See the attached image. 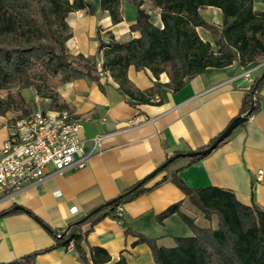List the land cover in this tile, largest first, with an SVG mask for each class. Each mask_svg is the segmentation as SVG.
I'll list each match as a JSON object with an SVG mask.
<instances>
[{"label": "crops", "instance_id": "obj_1", "mask_svg": "<svg viewBox=\"0 0 264 264\" xmlns=\"http://www.w3.org/2000/svg\"><path fill=\"white\" fill-rule=\"evenodd\" d=\"M89 4L88 8L67 15L70 37L65 44L69 54L97 56L98 32L104 33V39L111 34L118 41L136 36L129 28L136 14L133 3L121 7L122 19L115 24L108 11L99 7L98 0ZM253 7L264 11V0H253ZM157 10V18L152 22L161 26ZM199 13L213 25L221 22L218 8L204 6L199 8ZM207 13L212 14V20ZM200 30L204 35L201 38L211 41L209 33ZM242 70L243 66L236 63L210 69L188 78L178 91H171L164 87L169 81L167 68L158 76L157 81L162 85L158 103L135 101L111 77H100L103 90L97 82L86 78L56 82L50 87L53 96L41 97L49 101L45 110L67 109L82 123L79 136L84 150L91 149L93 137L102 136L101 152L93 155L82 169L54 175L13 198L0 199V212L9 211L0 215V264L50 246L54 242L53 231L63 230L68 222L116 197L174 152L196 150L219 135L238 114L243 94L250 86L248 79L240 75ZM259 72L252 75L255 77ZM126 77L135 91L151 88L155 80L148 69L136 70L133 66L127 68ZM19 91L36 90L29 86ZM259 96L261 105L247 121L205 157L178 172L188 187L224 188L241 203L255 204L264 211V79ZM139 115L151 120L129 127L127 121ZM12 122L10 112L2 110L0 145L8 137ZM164 174H156L146 185L155 184ZM177 202H183L180 207L183 210V192L174 183L164 181L121 204L122 218L132 230L156 238L159 246L171 247L173 237L192 235L177 214L167 216L162 222L156 219L166 207ZM16 204L22 209L11 211ZM135 241V236L125 234L121 221L108 215L87 233L85 248L103 247L113 262L122 257L127 264H153L149 247ZM31 264L83 262L73 249L57 247L37 254Z\"/></svg>", "mask_w": 264, "mask_h": 264}, {"label": "trees", "instance_id": "obj_2", "mask_svg": "<svg viewBox=\"0 0 264 264\" xmlns=\"http://www.w3.org/2000/svg\"><path fill=\"white\" fill-rule=\"evenodd\" d=\"M131 1L136 14L129 28L136 36L118 41L111 34L105 39L98 35L97 56L84 57L69 54L65 43L70 37L67 15L88 8V0H0V91L22 82L21 88L32 85L39 94L53 78H57V82L86 78L97 82L103 90L99 72H108L124 94L137 102L149 103L154 94L160 95L162 85L157 81L158 76L167 68L169 81L164 87L178 91L196 74L232 63L244 67L264 56V11H256L253 0H149L159 8L161 26L151 21L149 12L142 7L143 0ZM98 2L102 10L108 11L113 24L121 21L120 0ZM204 6L220 10L218 26L200 15L199 8ZM197 28L208 32L211 41L203 40ZM129 66L136 70L148 69L155 78L153 86L145 91L133 90L126 77ZM259 75L245 90L236 116L250 108L252 113L259 109V89L264 79V76L259 79ZM217 136L198 149L211 145ZM186 152L177 151L168 158ZM207 154L175 157L157 173L165 174L155 184L147 186V180L136 186L141 180L135 182L102 203L101 208L85 220H80L83 215L68 222L63 230L53 231L54 242L50 246L5 264H31L37 254L57 247L66 248L70 242L83 264H127L122 257L111 261L103 247L85 248L87 233L108 215L122 222L125 234L136 237L134 243H145L149 247L153 264H264V211L255 204L241 203L227 189L191 188L179 177L180 170ZM164 181L174 183L183 192L189 211L190 205L208 222L214 216L216 227L198 225L197 214L184 212L180 208L183 202L173 203L156 216L157 221L177 214L192 235L175 236L174 245L165 247L159 246L156 238L132 230L122 216L117 215L118 205L149 192Z\"/></svg>", "mask_w": 264, "mask_h": 264}, {"label": "built area", "instance_id": "obj_3", "mask_svg": "<svg viewBox=\"0 0 264 264\" xmlns=\"http://www.w3.org/2000/svg\"><path fill=\"white\" fill-rule=\"evenodd\" d=\"M251 64L244 66L240 74L250 85L255 78L252 73L263 67L264 61ZM99 75L110 78L108 72H99ZM160 101L159 94L150 98V103ZM150 120L139 115L130 118L127 124L136 127ZM81 125V121L67 109H36L13 121L8 137L0 145V199L13 198L54 175L84 168L93 155L101 152L102 136L93 137L91 149L85 151L79 136ZM260 175L258 173V178ZM116 213L122 216L121 205L116 207ZM66 249H73V242Z\"/></svg>", "mask_w": 264, "mask_h": 264}, {"label": "rangeland", "instance_id": "obj_4", "mask_svg": "<svg viewBox=\"0 0 264 264\" xmlns=\"http://www.w3.org/2000/svg\"><path fill=\"white\" fill-rule=\"evenodd\" d=\"M88 1H92V0H88ZM120 2H121L120 3V9L122 6H125V3H129V2L132 3L131 0H120ZM142 7L145 10L147 9L146 11L149 10L151 12V14L149 13L151 21H153L155 19V17L157 18L156 14L158 11L157 9H159V8L154 7L149 0H143ZM207 15L209 16V20H212V14L207 13ZM198 34L200 37L204 38L203 32L200 30V28H199ZM98 35L102 38L104 33L102 34V33L98 32ZM262 61H264V56L257 58L254 63H259ZM263 69H264V66L258 70V71H260L259 74L262 72ZM56 80H57V78H53V79L48 80V83H47L48 87L44 88L45 91H41V93H39V94H37L36 91H19V89H21L22 82L11 85L10 87H8L6 89L1 90L0 91V112L2 110H4V111L8 110L10 112V114L12 115V120L15 121L18 118L25 117V116L31 114L36 109L45 110L47 108L46 105H47V103H49V101H44L41 97H42V95H53L54 92L50 91L51 90L50 87L55 85V83L57 82ZM31 81H33V80H31ZM30 87H33V86L30 85ZM35 95H37V97H35ZM187 206H188V204H187ZM189 208H190V211L187 209L186 205L184 204L183 211L186 213L190 212L191 215L197 214L198 225H200V226H211L213 228L216 227L217 222H216V218L214 216L212 217L211 221L208 222L202 218V215L200 214V212H198L194 207L189 205Z\"/></svg>", "mask_w": 264, "mask_h": 264}, {"label": "water", "instance_id": "obj_5", "mask_svg": "<svg viewBox=\"0 0 264 264\" xmlns=\"http://www.w3.org/2000/svg\"><path fill=\"white\" fill-rule=\"evenodd\" d=\"M264 76V69L262 70V72L259 75V79H261ZM258 79V81H259ZM257 81V82H258ZM252 114V109L250 108L246 113L241 114L236 116L226 127L225 129L216 137V139L211 143V145H209L208 147H205L203 149H198V150H192V151H188L186 153H181V154H177L174 157H170L167 160H165L164 162H162L159 166H157L153 171H151L149 174H147L143 179H141V181H139L136 186H139L140 184H143L144 182H146L147 180H150L151 178H153L159 171H161L163 169L164 166H166L167 164H169L175 157H179V156H187V157H192V156H197V155H205L207 153H210L211 150L220 142H222L224 139H226L231 133L232 131L239 126L241 123H244L245 121H247L249 119V117ZM111 202V201H109ZM106 204V203H105ZM104 205V204H103ZM102 205H99L98 207H95L94 209L90 210L89 213H87L86 215H84L80 220L83 221L85 220V218L87 216H89L90 214L95 213L96 211H98L101 208ZM18 209H22V207L18 204L14 205L10 210L14 211V210H18Z\"/></svg>", "mask_w": 264, "mask_h": 264}]
</instances>
